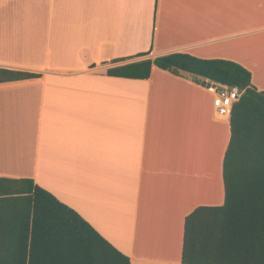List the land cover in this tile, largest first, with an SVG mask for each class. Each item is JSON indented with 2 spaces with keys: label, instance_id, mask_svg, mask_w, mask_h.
<instances>
[{
  "label": "crops",
  "instance_id": "obj_1",
  "mask_svg": "<svg viewBox=\"0 0 264 264\" xmlns=\"http://www.w3.org/2000/svg\"><path fill=\"white\" fill-rule=\"evenodd\" d=\"M174 52L232 60L264 90V0H0V68L42 74L0 83V178H33L131 264H184L186 216L225 200L212 82L107 74Z\"/></svg>",
  "mask_w": 264,
  "mask_h": 264
},
{
  "label": "trees",
  "instance_id": "obj_2",
  "mask_svg": "<svg viewBox=\"0 0 264 264\" xmlns=\"http://www.w3.org/2000/svg\"><path fill=\"white\" fill-rule=\"evenodd\" d=\"M153 64L243 91L230 115L224 203L198 206L186 216L181 262L264 264V90L253 85L251 70L232 60L186 52L111 67L107 74L145 79ZM41 76L0 68V83ZM0 264H131V259L33 178H0Z\"/></svg>",
  "mask_w": 264,
  "mask_h": 264
},
{
  "label": "built area",
  "instance_id": "obj_3",
  "mask_svg": "<svg viewBox=\"0 0 264 264\" xmlns=\"http://www.w3.org/2000/svg\"><path fill=\"white\" fill-rule=\"evenodd\" d=\"M210 88L215 91L214 105L217 113L224 117L231 115L233 104L239 100L242 90L236 86H228L212 82Z\"/></svg>",
  "mask_w": 264,
  "mask_h": 264
}]
</instances>
